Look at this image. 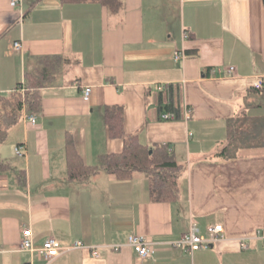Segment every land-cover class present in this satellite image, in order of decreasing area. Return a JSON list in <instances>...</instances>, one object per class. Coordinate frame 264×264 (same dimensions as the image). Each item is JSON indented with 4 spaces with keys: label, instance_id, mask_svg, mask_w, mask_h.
<instances>
[{
    "label": "crops",
    "instance_id": "1",
    "mask_svg": "<svg viewBox=\"0 0 264 264\" xmlns=\"http://www.w3.org/2000/svg\"><path fill=\"white\" fill-rule=\"evenodd\" d=\"M22 1L18 21L10 0H0V92L43 56L59 59L39 108H23L0 144L8 164L0 170V264H264V147L218 154L228 119L264 115V0H123L117 12L96 1ZM176 51L183 56L175 59ZM257 78L262 93L253 87ZM168 84L181 91L174 119H162L156 104ZM114 105L122 107L126 133L147 145L166 143L182 164L174 201L152 200L143 173L67 178V135L88 165L123 148L103 120L104 107ZM28 113L36 114L33 124L25 123ZM190 220L203 238L209 224H221L222 238L194 251L175 246ZM26 226L34 252L19 249ZM131 233L149 238L153 252L139 257L126 243ZM47 237L121 247L97 256L73 249L45 263L38 249Z\"/></svg>",
    "mask_w": 264,
    "mask_h": 264
},
{
    "label": "trees",
    "instance_id": "2",
    "mask_svg": "<svg viewBox=\"0 0 264 264\" xmlns=\"http://www.w3.org/2000/svg\"><path fill=\"white\" fill-rule=\"evenodd\" d=\"M62 1H96L110 12H117L123 3V0ZM58 59L59 56H43L40 59V66L35 71L25 73L23 84L20 81L12 90L0 92V144L7 137L9 128L20 120L23 108L29 111L39 108L40 89L51 83ZM21 86L23 91L20 90ZM180 92L178 84L164 85L156 93L157 109L160 112L171 111L176 118L180 117ZM123 119L121 106L104 107L103 120L107 133L109 136L122 138L123 148L118 152L104 153L96 165H88L82 161L67 135L65 148L67 178L85 181L98 170L117 178H129L135 173H144L148 177L152 200L174 201L179 194L178 179L182 164L175 160L166 143L147 145L142 143L136 134L126 133ZM261 147H264V115L241 112L227 120V143L218 154L223 157H235L240 150ZM7 166L8 164L0 158V170Z\"/></svg>",
    "mask_w": 264,
    "mask_h": 264
},
{
    "label": "built area",
    "instance_id": "3",
    "mask_svg": "<svg viewBox=\"0 0 264 264\" xmlns=\"http://www.w3.org/2000/svg\"><path fill=\"white\" fill-rule=\"evenodd\" d=\"M11 7L17 16V20L21 21L23 17V1L22 0H10ZM13 47L18 50L21 48V42L19 40H15L13 42ZM174 58L178 59L180 56H183L182 52L176 51L174 53ZM227 70L229 72L234 71V66L229 65L227 66ZM22 84L24 80L21 81ZM253 87L258 91V93H262L263 90V82L261 79L257 78L253 82ZM161 88V87H159ZM20 90L23 91V86L20 87ZM91 88L90 86L84 85L81 88L82 97L83 99L87 100L89 98ZM189 109L187 106L183 107L182 110V117L188 118L189 117ZM162 119H174L176 118L175 114L171 111H166L160 114ZM25 123L33 124L36 120L35 113H28L24 116ZM14 152L17 155L23 154V145L18 144L14 147ZM207 231L209 233L208 238H203L198 233V226L196 222L190 220L189 226L187 231L176 241L173 242L175 246L179 247H186L190 251H194L200 248H208L213 242L222 238V226L221 224H209L207 226ZM127 245H129L136 254L143 258L153 252V243L152 241L144 235L138 233H131L128 235L126 240ZM241 246L245 248L246 242L241 241ZM120 244H111V245H87L81 240H75L69 244H61L57 239L54 237H47L43 242L41 247H39L38 251L43 257L45 263L49 262L53 258L57 257L58 255L68 252L73 249H87L93 256H97L99 254L100 248H107L112 250L120 249ZM19 249L28 250L30 252H34L37 250L33 247L32 244V231L29 226H26L21 230V235L19 238ZM26 264H31L26 263Z\"/></svg>",
    "mask_w": 264,
    "mask_h": 264
},
{
    "label": "rangeland",
    "instance_id": "4",
    "mask_svg": "<svg viewBox=\"0 0 264 264\" xmlns=\"http://www.w3.org/2000/svg\"><path fill=\"white\" fill-rule=\"evenodd\" d=\"M97 163V162H96ZM144 174V173H143Z\"/></svg>",
    "mask_w": 264,
    "mask_h": 264
}]
</instances>
